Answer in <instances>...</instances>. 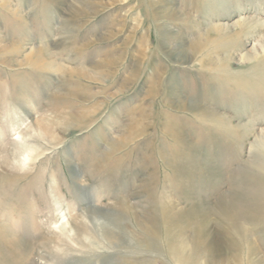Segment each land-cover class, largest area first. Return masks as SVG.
<instances>
[{"label": "rangeland", "instance_id": "374dc122", "mask_svg": "<svg viewBox=\"0 0 264 264\" xmlns=\"http://www.w3.org/2000/svg\"><path fill=\"white\" fill-rule=\"evenodd\" d=\"M263 150L264 0H0V264H264L207 246Z\"/></svg>", "mask_w": 264, "mask_h": 264}, {"label": "bare ground", "instance_id": "6f19581e", "mask_svg": "<svg viewBox=\"0 0 264 264\" xmlns=\"http://www.w3.org/2000/svg\"><path fill=\"white\" fill-rule=\"evenodd\" d=\"M28 159V157H24L23 164ZM245 171L241 185L235 187L228 199L221 200L218 204V211L221 212L222 216L220 225L223 226L222 230L224 231L225 238L222 243H217L215 240H209L207 243V246L210 249L209 254L220 251L222 245L229 247L232 250L244 249L249 254H257L260 250L259 246L256 245L257 242H254L253 236L255 233L251 230V226L257 227V232L261 229L258 226L261 224L264 225V161L258 166V168H247ZM199 211H196L197 213L195 212V216H199L196 218L197 221L193 222V224L190 223L192 230L199 236L195 242L196 249L205 246L204 242L201 240L204 239L206 221L203 213ZM254 212L257 214H253ZM17 243V241H13L8 244V249L10 250L9 253H11V258L14 262L25 264L27 254L22 251L20 245ZM174 253H176V251L173 250L172 255ZM178 260L180 264H190L192 262L191 256H182V258H178ZM213 264L221 263L215 261Z\"/></svg>", "mask_w": 264, "mask_h": 264}]
</instances>
